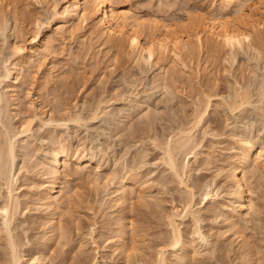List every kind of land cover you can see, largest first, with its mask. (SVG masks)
<instances>
[{
	"label": "rangeland",
	"instance_id": "1",
	"mask_svg": "<svg viewBox=\"0 0 264 264\" xmlns=\"http://www.w3.org/2000/svg\"><path fill=\"white\" fill-rule=\"evenodd\" d=\"M245 1L249 15L264 19V0ZM52 2L60 10L65 5L63 0ZM122 2L146 21L166 24L221 8L212 0ZM4 6L0 147L10 133L15 158L5 170L15 182L19 207L9 230L20 264H153L162 249L174 264H264V24L255 31L256 47L204 46L164 65L139 61L126 48L107 49L85 30L71 34L68 27L78 22L75 17L49 23L55 14L50 4L12 0L10 11ZM236 11L227 8V18L248 19ZM44 37L51 38L52 46L38 57L26 58L18 50ZM16 64L14 80L4 77ZM161 78L165 86L158 85ZM244 93L248 102L231 110L237 95ZM99 101L102 111L89 117ZM198 110L204 113L200 111V122ZM78 112L82 119L72 120ZM29 122L31 129L23 132ZM183 129H193L196 153L176 154L185 185L156 145L165 146ZM59 144L69 149V156H61L57 195L71 202H58L60 227L51 233L53 211L40 197L49 193L50 158ZM240 157L248 163L244 208L231 178ZM123 174L129 176V191L119 195L115 189ZM208 185L214 196L203 199ZM189 203L193 215L185 214ZM175 214L183 241L172 248L169 219ZM7 229L0 216V264L12 260ZM121 234L130 252L117 246Z\"/></svg>",
	"mask_w": 264,
	"mask_h": 264
},
{
	"label": "bare ground",
	"instance_id": "2",
	"mask_svg": "<svg viewBox=\"0 0 264 264\" xmlns=\"http://www.w3.org/2000/svg\"><path fill=\"white\" fill-rule=\"evenodd\" d=\"M39 1L50 4L53 8V11L55 12L53 19L49 20V23H51L55 19H61L67 15L73 18L75 17V19H78V22H73V24L70 27H68L71 34H73L78 29H82L85 30L86 32H90L95 36H98L100 43L104 45L107 49L116 48L123 50L126 48L125 50L126 51L130 50L132 55L135 58H137L139 61L147 60L155 64L162 61V63L164 62L163 63L164 65L174 60L180 59L183 54L190 55L192 51H194L196 48H203L204 46L210 48H219L222 46L230 47L231 50H234L238 45H242L243 43L252 46L254 44L252 42L254 39L255 31L264 24V19L258 18L254 15H249V12L243 6V4L246 3L245 0H212L213 4L215 2L220 3L221 6L220 10L210 13L209 15L206 16L204 15L200 17L198 15L197 16L198 18L195 15L193 16L191 14L192 15L191 17L186 19L185 16L181 22H170L167 24L160 23V21L157 20H153V21L151 20V22L146 21L142 17L132 12L130 9L126 8L122 2L123 0H63L65 5L61 10L58 8L57 2H52V0H39ZM5 4L8 6V8L11 7L12 0H0V8H2L1 6H4ZM229 7L236 8L237 9L236 13H240V15L241 14L248 15L249 16L248 19L241 20L240 18V21L238 20L237 22L228 19L226 15L227 14L226 9ZM1 10L2 9H0V11ZM10 10L11 9L9 8V11ZM243 18L244 16L242 17V19ZM58 30L61 29L59 28ZM51 41L52 40L50 37L48 38L44 37L43 39L34 40V42L27 50L25 49L22 50L21 47L18 50L24 52L25 54L24 56L26 58L38 57L40 55V51L42 52V51L50 50L52 46ZM257 41L259 42L258 39ZM258 52L260 54V52L262 51H258ZM259 56H261V54ZM16 69H17V64L14 69L7 68V72L5 74L6 76L4 77L6 78L12 77L14 80L13 72H16ZM126 83H128V81H126ZM163 83L164 82L162 78L158 80V85L165 86ZM8 86L12 88L11 83ZM248 97L249 96L246 93L237 95L238 99H235L233 103L231 102L232 105L229 104L231 105L230 109L231 110L236 109V107L238 108L240 105L247 103L249 100ZM1 102H3V98L2 95L0 94V104ZM100 104L101 101H99L97 105L93 108V110L91 111L92 116L90 115L89 117L96 118L97 112L102 111L103 107H101ZM200 111H199L200 115L196 117L198 119L197 120L198 122H200L203 116L202 115L203 112L201 111L202 112L201 113ZM0 112L2 113L1 105H0ZM78 115L75 116V118L73 117L72 120L79 121L80 119H82L81 114L79 113ZM30 129H31V124L29 122V124L24 125L23 132H26ZM192 130L193 129L180 130L178 133H176L177 138L167 143L165 146L156 143V145L160 146L161 149L163 150L162 158L165 164H167L169 168L172 169L173 172H175L176 176L181 178V183H184V185H185L184 182L185 180L183 181L182 178L183 173L181 172L182 170L180 171V166H179V162H177L176 154L183 153L184 155H188L192 153L193 155H196L194 151L195 146L194 144H192L193 141ZM8 135L11 134L7 132V136ZM7 136L5 139L6 143L0 147V180H1L0 195L2 193V188H6L5 190L7 191L6 194L7 196L5 198L6 200L4 202V205L0 206V216H3L6 227L8 228L7 230L9 236V243L12 245L13 254H12L11 264H20L22 258L16 252L15 242H14L15 240L12 236L11 230H9V226H10L9 220H11V218L15 216V213L18 210L19 198L18 195L15 193V187H14L15 182L7 174L8 171L10 172V170H5V168L7 167L6 164L8 162L9 164L10 162L14 163V158H15V146L13 144V141H11L12 138H10L12 136H8V138ZM250 140L248 141V148L250 146V149L247 151L249 154L253 146L252 145L253 140L251 141ZM7 156L9 157V159H7L6 162L5 157ZM61 156H63L64 159H66L69 156V149L66 146H60L59 144V146L54 147L52 151V156L50 158V163L52 164V167L48 174L49 175L48 180L50 184L49 193H47L48 194L47 197H40V199H43L45 201L47 207H49L53 211L52 216L49 219L50 220L49 223L51 224L50 227L51 233H53V231L57 230L60 227L59 226L60 221H58V219L55 217V214H57L56 209L58 208V202L61 201L71 202L69 198L63 199L64 196L63 198L62 196L58 198L57 195V193L60 191L57 190L56 185L58 179L61 176V169H60V164L62 160ZM92 158L93 156H90V160ZM246 164H248L247 160L244 157H240L231 172V178L238 187V197L242 199L240 203L241 208H244L247 205L245 196L243 195L244 194L243 179L245 176V169L247 168L245 167ZM12 167L10 168L12 169ZM120 179L121 180L118 183L117 189H115V191H117L119 195L120 193L123 192L125 193L129 189L126 185V180L129 179V176L123 174ZM190 188H191L190 191L194 197L195 196L194 187L192 186ZM140 192L144 193V191H140ZM121 196L124 197L125 194ZM213 196H214V190L211 185H208L207 188H205L202 192V198L206 199V198H211ZM126 197L127 195L125 196V198ZM184 207H186L185 214L186 213L188 214L190 212L191 204L189 203L187 206ZM190 213L191 215H193V212ZM176 215L177 214H175L169 219L170 221L169 224L172 227V232H171L172 236L171 238H169L170 240L168 241H169V246L172 248H175L176 246L180 245L181 242L183 241L182 235L178 227V223L175 219ZM194 219L195 222L198 224V218L195 217ZM238 228L239 229L236 230L237 233L241 231L240 227ZM125 232L123 231L122 233L124 234ZM197 232L199 234V237H201L204 240L205 236L200 231L199 226H197ZM123 234H121L120 236L121 241L119 242L121 244L120 246L119 245L117 246L122 248L123 249L122 251L125 252V251H129L131 247L129 246L130 245L128 243L129 241L126 238H124ZM190 248L192 249V251H196L197 249L195 245H192V247ZM166 252L167 251L164 249L160 250L157 259L153 264H174V262L171 261L170 258L166 255ZM96 262L97 260L94 262V264Z\"/></svg>",
	"mask_w": 264,
	"mask_h": 264
}]
</instances>
